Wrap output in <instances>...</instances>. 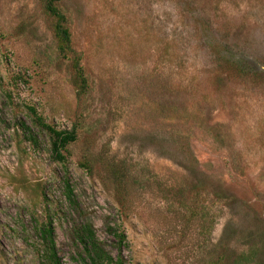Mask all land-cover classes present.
I'll return each instance as SVG.
<instances>
[{"label": "rangeland", "instance_id": "rangeland-1", "mask_svg": "<svg viewBox=\"0 0 264 264\" xmlns=\"http://www.w3.org/2000/svg\"><path fill=\"white\" fill-rule=\"evenodd\" d=\"M58 6L87 78L80 95L40 0H0V264H48L37 234L48 218L60 264H89L73 240L81 221L113 256L108 226L124 232L123 264L230 262L252 249L264 260V0ZM27 105L76 128L65 161Z\"/></svg>", "mask_w": 264, "mask_h": 264}, {"label": "trees", "instance_id": "trees-1", "mask_svg": "<svg viewBox=\"0 0 264 264\" xmlns=\"http://www.w3.org/2000/svg\"><path fill=\"white\" fill-rule=\"evenodd\" d=\"M61 1L62 0H40L42 10L52 18L51 32L56 43L57 51L62 57L70 60V66L74 74L73 81L78 88L77 94L80 95V93H83L87 88V78L84 75L83 67L80 64V55L72 46L68 16L58 6ZM227 63L232 69H240V62L237 60L228 59ZM26 109L32 125L37 128V131L41 133L43 132L47 135L50 157L58 162L65 161L67 146L77 138L76 128H56L51 123H48L33 105H27ZM19 125L25 137L33 144H37V134L31 129V127L22 122ZM87 161L88 160H86L82 166L90 169ZM208 195L209 197L210 195L213 196V193L210 192ZM64 197L71 206L76 205L73 188L68 179L64 180ZM203 213L206 216H204L203 220L205 227H207V229L212 228L215 221L213 214L210 213L209 210H205ZM108 230L114 238L115 246L118 250L116 256H113L106 250L103 241L98 238L90 222L81 221L75 224L73 240L76 245L81 248L80 255L83 254V259L87 260L89 264H123L121 247L126 245L125 234L116 226H108ZM37 234L39 235L42 252L47 263L60 264L55 244V228L51 218H48L45 222L39 224L37 227ZM257 252V250L252 249L245 253H241L230 262L228 258L226 259L223 257L218 258V262H216V259L214 262L210 261L207 264H240L242 261L246 264H264V260L257 256ZM260 255L263 256L264 253H260Z\"/></svg>", "mask_w": 264, "mask_h": 264}]
</instances>
